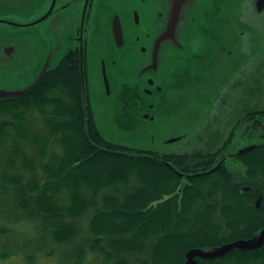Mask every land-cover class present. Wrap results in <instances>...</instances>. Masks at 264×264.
Here are the masks:
<instances>
[{
	"label": "trees",
	"instance_id": "1",
	"mask_svg": "<svg viewBox=\"0 0 264 264\" xmlns=\"http://www.w3.org/2000/svg\"><path fill=\"white\" fill-rule=\"evenodd\" d=\"M78 62V53L69 56L49 82L0 99V195L11 193V219L18 207L23 220L41 221L55 242L73 244L74 264L89 253L101 258L97 264H189L191 249L250 240L264 230V191L246 189L226 162L214 169L222 149L159 155L109 140ZM242 156L254 185H264V144ZM88 216V236L77 243L78 220ZM195 260L264 264V241Z\"/></svg>",
	"mask_w": 264,
	"mask_h": 264
},
{
	"label": "rangeland",
	"instance_id": "2",
	"mask_svg": "<svg viewBox=\"0 0 264 264\" xmlns=\"http://www.w3.org/2000/svg\"><path fill=\"white\" fill-rule=\"evenodd\" d=\"M241 1L243 0H212V2L210 0H152L150 4L147 3L148 6H152L147 8L150 10L159 8L168 13L169 9L171 12L178 9L179 21L182 19V22H187V25H180L182 30L180 29L179 34L183 33L184 27L185 32L187 31L190 25L189 16L197 17L199 21L200 10L203 8H207L208 11L205 14L202 12L203 20L201 21L210 22L208 36H202L196 32V27L201 26V23L196 22V24L193 23L192 29L196 33L191 32L188 37L193 46L192 49H199L203 52V58L197 65L200 70H195L194 66L192 68L193 77L200 82L198 88L196 85H184L177 91L176 87L171 86L170 79L164 80L165 94H163L167 95V103L166 107L161 110L158 108L150 110L156 116L154 120H144L140 117V122L133 128L127 127V120L121 118L116 123L113 118V107L119 102L116 93L118 88L113 83L112 92L108 94L101 78L100 68L96 64L89 69L88 91L98 126L109 140L134 148L154 151L159 155H188L194 152L215 154L217 149H222L220 153L217 152L219 157L216 161L219 162L223 156H228L226 168L235 172L239 178L245 179L248 182L245 184L253 187V193L256 194L264 191V185L261 179L254 185L253 181L256 177H250L252 172L246 164L244 159L246 157L241 158L238 154L240 149L248 145L264 144V30L254 32L253 41L246 38L245 45L250 44L247 46L249 50L253 47L258 53L257 60L253 64L247 63L248 51L242 52L238 37L240 28L237 15L240 12ZM102 2L107 6L106 12L111 14L113 11L120 12L123 17L126 16L125 13L130 7L140 4L139 0H102ZM47 6L46 0H0V18L6 20L0 22V66L7 60L10 73H12V64L18 55L27 52L28 48L29 51L37 50L38 47L35 44L38 41L45 39L50 48L55 46L54 49L56 48L58 55L59 53L63 55L67 50L68 46L62 40V33L65 30L64 21L58 24L56 35L52 32L46 34L44 30L52 28L57 19L54 22L50 20L48 24L41 22L35 26L26 27L33 29V32L28 35L18 33L23 28L14 30L15 22L31 21L41 15ZM81 8L82 6L78 5V8H69L62 14L61 18L66 17L67 27L77 15L75 9L80 13ZM141 11L144 15V9L141 8ZM106 16L102 14L100 17L102 30H99L92 46V51L96 54L102 49L105 51V40L109 31V24L105 22ZM145 17L146 15H144V20ZM59 25L62 27L60 28ZM241 29L245 31L246 26L243 25ZM48 35L51 42L48 40ZM53 35L57 39L56 44L53 41ZM10 46L17 49L15 55L11 57L5 54L6 48ZM107 54L103 55L107 56ZM146 61H151V57ZM162 62L163 59L160 57L158 63L162 64ZM47 64H49L48 60L38 65L35 64L25 79L23 76H17V80L14 77L13 81L8 79L7 85H5L6 82L3 83L4 86L0 92H10V94L24 92L38 81L35 77L42 73ZM234 76L237 78L240 76V86L236 84V88L232 85L234 81H231ZM225 89L230 95L226 98L218 97V93L221 94ZM196 92L205 94V98L198 100L194 96ZM149 100L156 102L154 97ZM119 106L116 107L117 113L122 110ZM239 117L241 120L238 119L237 125L242 126L240 130L233 132L231 126ZM124 122L125 124L122 125ZM178 136H182L181 140L170 141ZM52 147L53 151H61L58 145ZM3 159L4 155H0V162ZM254 198L257 200L258 197L254 196ZM0 202V264H74L77 262L78 259L71 253L74 250L73 244L55 242L50 231L44 228L45 226H41V221L23 220L24 212L18 207L14 211L15 215L21 219L19 217L18 219L17 217L10 218L7 210L10 209L9 204H14L10 192L0 195ZM250 208L252 210L254 208L253 200L250 202ZM83 219L78 220L80 224L82 222L83 227L77 243L86 238L89 233L90 216ZM5 253L8 256L5 257L3 255ZM99 261L101 258L99 260L94 253H89L83 259L84 264H97Z\"/></svg>",
	"mask_w": 264,
	"mask_h": 264
},
{
	"label": "flooded vegetation",
	"instance_id": "3",
	"mask_svg": "<svg viewBox=\"0 0 264 264\" xmlns=\"http://www.w3.org/2000/svg\"><path fill=\"white\" fill-rule=\"evenodd\" d=\"M151 1L152 0H139L140 4H135L130 7L129 11L125 13L126 16L123 17L120 12L113 11L112 14L106 12L107 6L102 0H46L48 6L44 9L41 15H38L31 21L24 20L15 22L16 28L18 29L14 28V30L17 31L20 28H23L22 30H19L18 33L28 35V33L33 32V29L26 27H32L41 22L47 23L50 20L54 22L57 19L52 28L48 27L49 29L45 28L44 30V33L46 34L52 32L56 35L58 24H61L64 21L65 30L62 33V40L64 44L68 46L67 50L63 55L60 53L58 55L55 51L56 48L54 49L55 46L50 48V45H47L44 39L35 44L38 47L37 50L29 51L28 48L27 52L18 55V58H16L12 64V73H10L7 68L9 62L5 60V64L0 66V91L2 86H4L3 83L8 79L13 81V78L15 77L17 80V76H23L25 79L30 69L35 64L38 65L47 60L49 61V64L46 65L41 74H37L35 80L38 79L39 81L42 79L44 82H49L50 72L57 68L61 69L64 67L68 57L76 56L78 53L79 70L81 71L83 67L87 84H89L90 79L89 69L93 64H96L97 67L100 68L101 78L106 85L108 94L112 92L111 86L113 83L118 88L116 93L119 97V102L118 105L116 104L115 107H113V118L116 123H118V120H120L119 118H121L127 120V127L133 128L140 122V117L144 120H154L156 116L153 115L150 110L156 108L161 110L163 107H166L167 95H164V80L170 79L171 86L176 87L175 90L177 91L184 85H196L198 88L200 82L197 78L193 77L194 73L192 68L193 66L195 70L199 68L197 65L203 58V52H201V50L199 51V49H192L193 46L188 37H190L191 32L192 34L197 32L202 36H208L207 31L210 29V22L201 21L203 20L202 12L205 14L208 11L207 8H203L200 10L201 14L199 21L197 17L189 16L190 19L188 18V22H190V25L187 27L189 33H187V31L185 32L184 27L183 33L179 34V31L182 30L180 25H187V22H182V19L179 21V10L177 9V11L171 12L169 9L168 13L170 11V18L168 19V13H166V10L159 8H157L159 10L147 9L152 7L147 4H150ZM210 2H212V0H210ZM78 5L82 6L80 13L75 9L77 15L67 27L66 17L61 18V16L67 9L72 7L78 8ZM261 5L262 9H260ZM141 8L144 9V15H146L145 20ZM102 14L107 15L105 22L109 24V31L105 40V51L102 49L96 54L93 53L92 46L94 45V40L99 30H102L100 22ZM239 14L237 15L240 28L238 34L240 39L239 45H241L242 52L248 51L247 63L251 62V64H253L254 61L257 60L258 53L254 51L255 49L253 47L249 50L247 46L250 44L246 46L245 40L246 38H249L253 41V33L264 30V0L241 1ZM78 15H80V17H77ZM116 17L119 18L123 30V44L121 46L118 45L114 35V23ZM3 21L6 20L0 18V22ZM196 22H199V24L201 23V26L196 27L197 31L195 32L192 31V29L194 27L193 23L196 24ZM243 25L246 26L245 31L241 29ZM59 26L60 28L62 27V25ZM54 35L53 41L56 44L57 39ZM48 40L51 42L50 36L48 37ZM39 42L42 43L39 44ZM183 43H185V45ZM16 50V47L10 46L6 48L5 54L10 57L14 56ZM106 53H108L107 56H104L103 54ZM150 57L151 61L147 62L146 60ZM160 57L163 59L162 64L158 63ZM234 77L231 81H234L232 85H235L234 88H236V84H238V87L240 86V76H238V78L235 77V79ZM7 83L8 82H6L5 85H7ZM31 87L27 88L24 92H27ZM9 93L10 92H0L1 97L2 95ZM228 95H230V93L225 89L221 94L219 92L217 96L226 98ZM194 96L198 100H203L205 98V94L199 92H196ZM153 97L156 102L149 100V98ZM176 97L179 99L178 96ZM117 106L122 108L120 113H117ZM238 119H240V117L237 118L233 123V126H231V131L233 132L240 130L242 126L237 125ZM124 124L125 122L122 125ZM178 138V140H181L182 136H178ZM251 145L257 146L258 144ZM240 150L238 154L239 156L248 154L252 151L250 150L246 153H240ZM227 159L228 156L225 155L221 158L219 163L223 164ZM250 188V186L246 187V189ZM260 197H262V203V194L257 198V202Z\"/></svg>",
	"mask_w": 264,
	"mask_h": 264
},
{
	"label": "water",
	"instance_id": "4",
	"mask_svg": "<svg viewBox=\"0 0 264 264\" xmlns=\"http://www.w3.org/2000/svg\"><path fill=\"white\" fill-rule=\"evenodd\" d=\"M260 9H262V5L260 6ZM114 35L115 38L118 42V45H122L123 44V30L121 27V23L118 17H116L115 23H114ZM109 87V86H108ZM17 93H9L6 95H2V96H11V95H16ZM179 138H173L170 141L174 142L177 141ZM256 145H251L248 146L246 148H243L242 150H240V153H246L252 149L255 148ZM222 163L218 164L214 169H217ZM213 169V170H214ZM212 171V170H211ZM261 199L262 197L259 198L258 202H257V206H260L261 204ZM264 241V230L261 231V233H259L258 235H256L254 238L250 239V240H239L230 244H225L221 247H216L214 249H201V248H195V249H191L188 252V263L189 264H198V262L195 260V256H202L204 258H209V257H215V256H220L225 254L227 251H229L230 249L234 248L235 246H240L243 248H253V247H259Z\"/></svg>",
	"mask_w": 264,
	"mask_h": 264
}]
</instances>
